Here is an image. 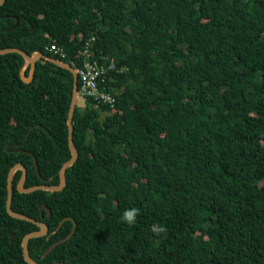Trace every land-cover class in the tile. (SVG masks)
Segmentation results:
<instances>
[{"label":"trees","instance_id":"16d2710c","mask_svg":"<svg viewBox=\"0 0 264 264\" xmlns=\"http://www.w3.org/2000/svg\"><path fill=\"white\" fill-rule=\"evenodd\" d=\"M115 69L72 117L75 163L59 192L16 189L12 211L46 224L36 264H264V0H5L0 50L78 68L87 40ZM62 49L65 56L47 50ZM0 55V264H27L39 228L6 210L24 188L59 185L70 160L73 76ZM102 86V85H101ZM25 142L21 147L18 144ZM10 144L7 152L6 145ZM37 162L38 173L35 170ZM49 209L40 216V208ZM139 210L136 223L121 220ZM73 236L44 256L51 244ZM166 233L156 236L152 227ZM13 235V239L10 237Z\"/></svg>","mask_w":264,"mask_h":264},{"label":"water","instance_id":"95a60500","mask_svg":"<svg viewBox=\"0 0 264 264\" xmlns=\"http://www.w3.org/2000/svg\"><path fill=\"white\" fill-rule=\"evenodd\" d=\"M5 2V0H0V6ZM7 53H17L19 55H21L25 61L31 65V71H30V77L28 80H26V82H29L32 79V75H33V70L35 67L36 62L39 59H43L46 61H49L61 68L66 69L67 71H69L72 76H73V86H72V96H71V102H70V107H69V112H68V117H67V128H68V147L71 153V158L69 161H67L66 163H64L62 165V167L59 170V185L58 186H50V185H37V186H33V187H29V188H24L23 184L25 182V178H26V169L18 164L13 166L8 174V178H7V201H6V210L7 213L16 219H20V220H25L28 222H31L33 224H35L39 230L36 232H32L29 233L27 235L24 236V238L22 239V250H23V258L25 260V262L27 264H36L29 255V251H28V241L32 238H38V237H42L45 236L48 232V227L46 226V224L42 223V222H38L28 216L22 215V214H18L14 211H12L11 209V202H12V180H13V176L14 174L19 170L21 171V177L17 183L16 189L19 193H23V194H28L37 190H47V191H52V192H59L63 189L64 187V173L66 171L67 168H69L70 166H72L76 159H77V154L76 151L74 149L73 146V141H72V117H73V113H74V109L75 106L77 104V87H78V78H77V74L75 69L67 64L61 63L53 58H49L46 57L44 54L42 53H35L32 56H29L28 54H26L25 52L17 49V48H9V49H4V50H0V55L2 54H7ZM25 144V142L18 144V147H21ZM11 147L10 144L6 145L5 150L7 152H21V150H17V151H9V148ZM34 163H35V170L38 173V167H37V162L34 159ZM47 207L45 205L41 206L40 208V216L41 218H43V211L46 210ZM48 214L50 213L49 209H47ZM67 220H72L73 221V227L71 232L68 234V236H66L64 239L59 240L54 242L53 244H51L49 246V248L46 250L45 255H47L48 253H50L56 246L65 243L66 241H68L74 234L75 229H76V223L74 222L73 219L71 218H64L58 225L57 230H59L61 228V226L63 225V223ZM11 239H13V235L10 237ZM55 264H62V263H55Z\"/></svg>","mask_w":264,"mask_h":264},{"label":"built area","instance_id":"2783aa9c","mask_svg":"<svg viewBox=\"0 0 264 264\" xmlns=\"http://www.w3.org/2000/svg\"><path fill=\"white\" fill-rule=\"evenodd\" d=\"M93 41L94 39L92 38L85 42L83 49L80 51L84 61L80 67L74 68L78 78L77 98L89 99L95 105H107L110 110H113L115 108V98L104 91L105 87L103 84L108 73L114 70L115 67L112 62L105 65V58L103 57L94 58ZM47 50L53 54H59L62 58L65 56L62 49L55 45H49Z\"/></svg>","mask_w":264,"mask_h":264},{"label":"clouds","instance_id":"9594fccd","mask_svg":"<svg viewBox=\"0 0 264 264\" xmlns=\"http://www.w3.org/2000/svg\"><path fill=\"white\" fill-rule=\"evenodd\" d=\"M139 214V210L135 208L126 209L121 214V220L126 222L129 225H133L136 223V217ZM166 228L162 225H155L152 227V232L156 236H160L161 234L166 233Z\"/></svg>","mask_w":264,"mask_h":264},{"label":"rangeland","instance_id":"374dc122","mask_svg":"<svg viewBox=\"0 0 264 264\" xmlns=\"http://www.w3.org/2000/svg\"><path fill=\"white\" fill-rule=\"evenodd\" d=\"M84 100L82 99V98H78L77 99V105L79 106V107H82V106H84Z\"/></svg>","mask_w":264,"mask_h":264}]
</instances>
